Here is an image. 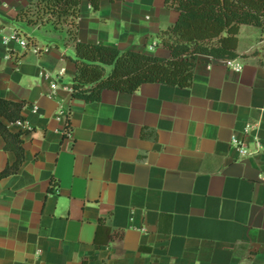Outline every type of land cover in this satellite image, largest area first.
<instances>
[{
  "label": "crops",
  "instance_id": "1",
  "mask_svg": "<svg viewBox=\"0 0 264 264\" xmlns=\"http://www.w3.org/2000/svg\"><path fill=\"white\" fill-rule=\"evenodd\" d=\"M33 1L0 0V98L25 119L5 122L24 133L25 162L0 180V264H264L261 29L240 28V72L200 57L189 89L145 84L88 105L72 98L66 33L16 23ZM177 16L165 0L84 1L78 39L170 58L159 34ZM16 24L33 47L12 39ZM5 146L0 173L17 160Z\"/></svg>",
  "mask_w": 264,
  "mask_h": 264
},
{
  "label": "trees",
  "instance_id": "2",
  "mask_svg": "<svg viewBox=\"0 0 264 264\" xmlns=\"http://www.w3.org/2000/svg\"><path fill=\"white\" fill-rule=\"evenodd\" d=\"M84 1H88L94 11H99L104 2L114 4L125 0H34L15 21L66 33V45L73 44L76 50L71 58L76 67L72 98L88 105L100 103L105 91L131 95L145 84L191 88L200 57L220 61L238 59L243 25L261 29L264 40V0H165L166 7L178 15L175 23L159 34L161 45L170 52V58L83 43L78 39V30ZM16 30L24 35L17 24ZM27 40L28 46L35 44L31 37ZM23 108L24 103L0 98V136L6 143L5 150L14 153L17 159L0 173V180L17 175L25 162L24 133L12 132L5 123L10 126L24 124ZM69 133L68 125L66 135ZM142 136L146 137L145 129ZM105 225L101 219L95 240L97 250L108 246L100 242ZM108 231L109 240L114 236L122 237L120 232L114 235Z\"/></svg>",
  "mask_w": 264,
  "mask_h": 264
},
{
  "label": "built area",
  "instance_id": "3",
  "mask_svg": "<svg viewBox=\"0 0 264 264\" xmlns=\"http://www.w3.org/2000/svg\"><path fill=\"white\" fill-rule=\"evenodd\" d=\"M13 40H16L17 43L19 44L20 47H22V49L27 50L29 48L28 46V41L27 39L24 38V35L18 31V30H14L13 36H12ZM264 43V40H263ZM224 63L226 64V66L229 69H232L236 72H240L243 70V65L241 64H236V62L234 60H228V61H224ZM56 85H53L51 90H50V94L52 95L54 92ZM24 124H17L16 126L18 127H23ZM250 127H248L249 129ZM233 147H237L242 158L247 157L249 155L248 151L245 149L243 143L237 142L235 141L233 144Z\"/></svg>",
  "mask_w": 264,
  "mask_h": 264
},
{
  "label": "rangeland",
  "instance_id": "4",
  "mask_svg": "<svg viewBox=\"0 0 264 264\" xmlns=\"http://www.w3.org/2000/svg\"><path fill=\"white\" fill-rule=\"evenodd\" d=\"M31 47H33V46H31Z\"/></svg>",
  "mask_w": 264,
  "mask_h": 264
}]
</instances>
